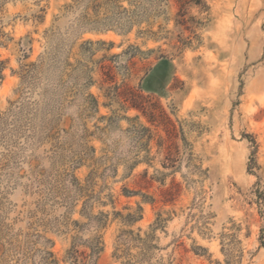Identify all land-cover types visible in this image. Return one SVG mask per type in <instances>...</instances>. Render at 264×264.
Here are the masks:
<instances>
[{
  "label": "rangeland",
  "instance_id": "rangeland-1",
  "mask_svg": "<svg viewBox=\"0 0 264 264\" xmlns=\"http://www.w3.org/2000/svg\"><path fill=\"white\" fill-rule=\"evenodd\" d=\"M0 67V264H264V0H0Z\"/></svg>",
  "mask_w": 264,
  "mask_h": 264
},
{
  "label": "trees",
  "instance_id": "trees-1",
  "mask_svg": "<svg viewBox=\"0 0 264 264\" xmlns=\"http://www.w3.org/2000/svg\"><path fill=\"white\" fill-rule=\"evenodd\" d=\"M0 71H1V67H0ZM83 189L84 188H81V187H79V191L80 192H83ZM130 217V216H129ZM131 219H132V222H133V219L135 220V218H133V217H130ZM155 226H156V224H155ZM155 226H153V228L155 227ZM91 249H92V251L94 250V251H98V248L95 250L93 247H91ZM43 264H57V261L53 258V254L52 253H50V252H47L46 253V256H45V258H44V260H43Z\"/></svg>",
  "mask_w": 264,
  "mask_h": 264
}]
</instances>
